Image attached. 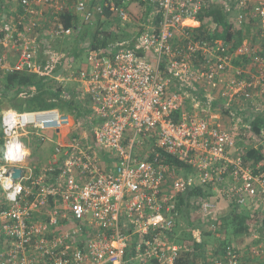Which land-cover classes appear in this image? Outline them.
<instances>
[{
    "label": "built area",
    "instance_id": "obj_1",
    "mask_svg": "<svg viewBox=\"0 0 264 264\" xmlns=\"http://www.w3.org/2000/svg\"><path fill=\"white\" fill-rule=\"evenodd\" d=\"M97 1L3 0L0 72L74 85L87 112L77 121L59 109L3 111V150L17 140L28 154L0 159V175L21 188L11 201L0 186V264H176L178 204L189 189H202L190 214L211 233L221 229L223 208L264 207V127L256 134L251 122L264 117V45L252 33L231 51L195 32L208 7L224 6L234 29L258 21L264 39V3ZM134 5L144 16L135 23ZM70 7L79 26L94 27L109 9L123 28L133 22L142 33L78 63L54 48L74 36L60 18ZM239 56L249 63L235 67ZM46 143L49 160L32 161V149ZM252 231L260 239V228ZM251 253L263 256L264 242ZM212 264H243L240 248L228 243Z\"/></svg>",
    "mask_w": 264,
    "mask_h": 264
},
{
    "label": "trees",
    "instance_id": "obj_2",
    "mask_svg": "<svg viewBox=\"0 0 264 264\" xmlns=\"http://www.w3.org/2000/svg\"><path fill=\"white\" fill-rule=\"evenodd\" d=\"M98 1L101 2L102 0ZM98 1L95 4H98ZM135 2H140V0H135ZM72 7L67 8L60 18L65 27L75 29L74 36L70 41H65L63 44L57 43L54 48L60 52L68 53L70 57L77 59L78 63L81 62L83 55L90 51L108 50L110 45L115 42L131 40L142 33L141 29H137L133 24V22L144 19V16L138 14L141 9L139 6L129 7L133 22L127 23L124 28L109 9L105 10L104 16L97 19L94 27L88 25L79 26V18ZM224 9V6L208 7L201 14V26L195 32L201 37L211 34L214 39H222L225 43L232 44L231 51L238 50L244 38L252 33L255 34L253 41L256 43L260 42L262 46L264 45V39L261 38L260 31H258V26L260 25L258 21H255L256 23L253 25L247 24L243 29L236 30L229 23ZM3 15L4 4L3 0H0V20ZM147 15L148 13H146ZM130 27L134 28L130 30ZM249 61V57L239 56L234 58L233 65L235 67L244 66ZM67 93H69V96L66 98L65 95ZM77 93L74 85L65 87L49 77L18 72L10 74L0 72V124L3 111L23 113L48 109H59L61 112L71 115L77 121H80L83 113H86L87 110L83 108V103L77 100ZM251 122L253 131L259 134L264 127V117L257 116ZM0 147L3 148L2 131H0ZM0 159H3V151H0ZM250 159L257 161L259 156L255 151H251ZM169 161L173 162L172 160ZM174 162L180 165V162ZM199 195H203L202 189L191 188L179 199L180 218L186 221L187 227L195 226L193 220L197 218L190 214L191 199ZM197 222L202 224L199 218ZM220 226L223 230L227 229L225 230L227 238H224L226 241L224 243L222 241V245L225 247L231 242V239H229L231 234L235 236L248 235L251 234L255 227L260 228L264 232V216L261 213H257L256 210L241 213L238 208H234L228 216L220 219ZM179 227L180 223H177V232L175 231L173 235L176 243L180 244L182 248L176 264H193L197 255L204 249L206 242H197L193 234L185 231L178 234L181 229ZM217 233L220 232L217 231ZM1 241L2 239L0 238Z\"/></svg>",
    "mask_w": 264,
    "mask_h": 264
},
{
    "label": "crops",
    "instance_id": "obj_3",
    "mask_svg": "<svg viewBox=\"0 0 264 264\" xmlns=\"http://www.w3.org/2000/svg\"><path fill=\"white\" fill-rule=\"evenodd\" d=\"M256 3H264L263 0H253ZM37 154V160L39 163L45 164L46 161L49 160L50 154L53 151V145L50 143H46L44 145H40L37 148H34ZM262 210H259V212L264 216V207L261 208ZM226 215H224L225 217ZM228 216V213H227ZM223 217V216H222ZM182 220V218H181ZM208 227V226H207ZM206 226H200L199 228L194 229L193 231L191 229H188L185 231L186 233H191L193 236L196 234L199 236V240L197 242H206L204 245V249L197 255V258L195 259L193 264H212V260L216 257H219L224 249V246L222 245L224 241H226L224 238L226 237L225 230L227 229H219L220 233H211L208 231L209 228ZM191 230V231H190ZM176 231V229H175ZM177 232V231H176ZM184 230L180 229L178 231V234L183 233ZM231 234V233H229ZM260 239L256 240L254 239L253 231H251V234L243 235V236H235L231 234L230 238L231 242H235L237 246L240 248V253L242 257V263L243 264H264V255L263 256H253L251 253V248L260 245L262 242H264V232L260 230ZM223 241V243H222Z\"/></svg>",
    "mask_w": 264,
    "mask_h": 264
},
{
    "label": "clouds",
    "instance_id": "obj_4",
    "mask_svg": "<svg viewBox=\"0 0 264 264\" xmlns=\"http://www.w3.org/2000/svg\"><path fill=\"white\" fill-rule=\"evenodd\" d=\"M14 126V120L7 122V130H10ZM27 154L28 153L24 145L17 140L9 141L4 145L3 159L7 162H20L25 158ZM0 186L4 187L5 192L7 193V199L11 201H14L18 193L21 191L20 186L16 183H13L11 176L0 175Z\"/></svg>",
    "mask_w": 264,
    "mask_h": 264
},
{
    "label": "rangeland",
    "instance_id": "obj_5",
    "mask_svg": "<svg viewBox=\"0 0 264 264\" xmlns=\"http://www.w3.org/2000/svg\"><path fill=\"white\" fill-rule=\"evenodd\" d=\"M264 1V0H263ZM57 43H55V45H56ZM59 44V43H58ZM61 44H63V43H61ZM85 59H86V55H83V57H82V59H81V62L80 63H82V61H85ZM0 131H1V124H0ZM37 145V144H36ZM39 145H37V147H38ZM36 147V148H37ZM3 150V148L2 147H0V151H2ZM31 154H32V161L34 160V158H37V154H36V151L34 150V149H32V151H31ZM0 200H2V197H1V192H0ZM223 208V207H222ZM222 213V215H216V218H219V217H221V218H224V217H222L223 215H226L227 216V213H228V209L226 210L225 208H223L222 210H221V212H220V214ZM225 216V217H226ZM194 221V224H195V226L194 227H187L186 226V221L184 220V219H182L181 220V218H180V220H179V222L178 223H180V227L179 228H181V229H183L184 231H187L188 229H191L192 231L194 230V229H196V228H199L200 226H203L204 227V223H202V224H199V222H197L198 221V219H195V220H193ZM192 221V222H193ZM190 230V231H191ZM192 233V232H191Z\"/></svg>",
    "mask_w": 264,
    "mask_h": 264
},
{
    "label": "water",
    "instance_id": "obj_6",
    "mask_svg": "<svg viewBox=\"0 0 264 264\" xmlns=\"http://www.w3.org/2000/svg\"><path fill=\"white\" fill-rule=\"evenodd\" d=\"M21 178V170L16 169L14 173V179H20Z\"/></svg>",
    "mask_w": 264,
    "mask_h": 264
}]
</instances>
